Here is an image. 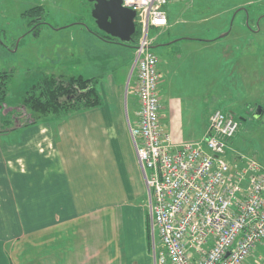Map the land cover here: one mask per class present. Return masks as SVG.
<instances>
[{
  "label": "rangeland",
  "instance_id": "1",
  "mask_svg": "<svg viewBox=\"0 0 264 264\" xmlns=\"http://www.w3.org/2000/svg\"><path fill=\"white\" fill-rule=\"evenodd\" d=\"M93 3L0 0V77L12 74L7 97L0 103V128L33 127L50 121L48 118L60 119L57 115L36 114L23 103L25 92L50 73L64 79H92L102 104L88 111L101 110L105 102L114 103L108 98L114 95L112 82H121L125 76L121 109L123 106L125 116L127 113L128 119L135 121L136 72L131 70L138 43L103 39L105 33L93 16ZM37 6L44 9L39 21L24 16L25 11ZM165 9L169 24L150 31L152 51L162 65L170 64L179 54L181 61L188 60L187 65L192 64L190 58L198 62L196 80L186 78L184 82L174 75L169 87L179 96L207 98V104L211 101L208 117L220 110L239 122L237 134L227 141L226 159L233 167L243 166L249 159L264 166V114L260 119L254 117L259 106L264 109V0H176ZM200 58L211 60L206 87L200 80V74H204L200 72ZM81 200L85 204L90 201L76 199ZM100 205L108 210L102 213L107 228L116 220L112 232L118 226L116 240L127 259L132 257L133 264H153L151 221L141 170L133 179L131 198L101 199ZM156 238L159 242L157 232ZM244 264H264V242Z\"/></svg>",
  "mask_w": 264,
  "mask_h": 264
},
{
  "label": "crops",
  "instance_id": "2",
  "mask_svg": "<svg viewBox=\"0 0 264 264\" xmlns=\"http://www.w3.org/2000/svg\"><path fill=\"white\" fill-rule=\"evenodd\" d=\"M180 57L158 64L160 123L173 146L202 141L212 117L207 98L179 96L169 87L174 75L184 82L198 77V62L190 58V66ZM199 62L206 87L211 60ZM125 82V76L113 80L108 98L114 103L101 110L0 128V264H133L117 243L118 226L112 232L116 220L108 228L103 224L108 210L100 205L101 199L131 198L140 169L130 131L138 125L139 104L135 121L129 120L120 102Z\"/></svg>",
  "mask_w": 264,
  "mask_h": 264
},
{
  "label": "built area",
  "instance_id": "3",
  "mask_svg": "<svg viewBox=\"0 0 264 264\" xmlns=\"http://www.w3.org/2000/svg\"><path fill=\"white\" fill-rule=\"evenodd\" d=\"M122 1L140 30L132 71L138 125L130 131L146 184L153 264H244L264 242V166L227 161L240 124L220 110L202 141L172 145L160 123L159 58L149 34L168 26L165 7L176 0Z\"/></svg>",
  "mask_w": 264,
  "mask_h": 264
},
{
  "label": "trees",
  "instance_id": "4",
  "mask_svg": "<svg viewBox=\"0 0 264 264\" xmlns=\"http://www.w3.org/2000/svg\"><path fill=\"white\" fill-rule=\"evenodd\" d=\"M43 7L37 6L25 11L26 17H37L39 21L43 15ZM42 23H39L41 25ZM140 30L136 27L133 42L138 43ZM102 38L109 41L119 42L106 34ZM0 77V103L7 97L8 83L12 74ZM9 74V73H8ZM23 103L31 111L39 115L69 116L77 112L86 111L93 107L101 106V95L92 79L83 76H71L64 79L53 73L47 74L27 90L24 94ZM151 245H152V236Z\"/></svg>",
  "mask_w": 264,
  "mask_h": 264
},
{
  "label": "water",
  "instance_id": "5",
  "mask_svg": "<svg viewBox=\"0 0 264 264\" xmlns=\"http://www.w3.org/2000/svg\"><path fill=\"white\" fill-rule=\"evenodd\" d=\"M94 2L93 16L99 28L108 36L118 39L122 44L133 41L136 33V13L123 7L122 0H91ZM264 109L259 106L255 118H262Z\"/></svg>",
  "mask_w": 264,
  "mask_h": 264
},
{
  "label": "flooded vegetation",
  "instance_id": "6",
  "mask_svg": "<svg viewBox=\"0 0 264 264\" xmlns=\"http://www.w3.org/2000/svg\"><path fill=\"white\" fill-rule=\"evenodd\" d=\"M95 3H93V5H94Z\"/></svg>",
  "mask_w": 264,
  "mask_h": 264
}]
</instances>
